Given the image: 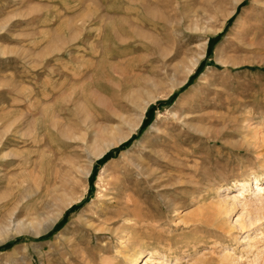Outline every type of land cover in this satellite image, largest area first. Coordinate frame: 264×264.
Here are the masks:
<instances>
[{
	"label": "rangeland",
	"instance_id": "rangeland-1",
	"mask_svg": "<svg viewBox=\"0 0 264 264\" xmlns=\"http://www.w3.org/2000/svg\"><path fill=\"white\" fill-rule=\"evenodd\" d=\"M262 183L264 0H0V264H264Z\"/></svg>",
	"mask_w": 264,
	"mask_h": 264
},
{
	"label": "bare ground",
	"instance_id": "bare-ground-1",
	"mask_svg": "<svg viewBox=\"0 0 264 264\" xmlns=\"http://www.w3.org/2000/svg\"><path fill=\"white\" fill-rule=\"evenodd\" d=\"M144 3V2H143ZM147 8V7H146ZM151 13V12H150ZM121 140V139H120ZM246 183H247V181H244V182H242L241 183V186H242V189H240V190H238L237 191V195L236 196H239V195H241V196H243V194L246 192L244 189H245V186L244 185H246ZM247 190V189H246ZM253 190H254V194H253V192H252V196L254 195L255 197L256 196H258L261 192H263L264 191V183H262V184H256V185H254V187H253ZM240 196V197H241ZM24 222V221H23ZM55 223V222H54ZM4 225V224H3ZM3 225H0V228H2L1 226H3ZM4 227V226H3ZM21 228H23V227H21ZM1 230V229H0ZM15 231H17V230H15ZM19 231V230H18ZM150 260H151V257H143V259H142V262H143V264H148V262H150ZM152 261V260H151Z\"/></svg>",
	"mask_w": 264,
	"mask_h": 264
}]
</instances>
